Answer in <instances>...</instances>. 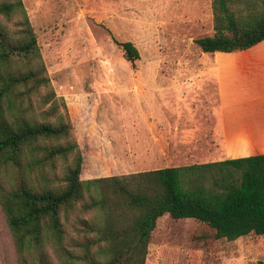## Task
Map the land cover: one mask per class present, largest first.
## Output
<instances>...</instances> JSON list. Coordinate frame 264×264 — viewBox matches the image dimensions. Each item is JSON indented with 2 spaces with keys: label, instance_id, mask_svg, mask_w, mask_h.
Wrapping results in <instances>:
<instances>
[{
  "label": "trees",
  "instance_id": "1",
  "mask_svg": "<svg viewBox=\"0 0 264 264\" xmlns=\"http://www.w3.org/2000/svg\"><path fill=\"white\" fill-rule=\"evenodd\" d=\"M210 35L194 39L202 52L246 51L264 40V0H211ZM0 14H19L18 29L0 22V204L18 254L34 264H148L158 217L192 218L216 239L264 235V153L86 178V158L71 136L22 0H2ZM134 63L131 41H115ZM48 105L45 109L44 106ZM60 105L64 111L60 110ZM40 109V111H39ZM91 173V170L88 171ZM79 239H65V223ZM256 264H264L258 260Z\"/></svg>",
  "mask_w": 264,
  "mask_h": 264
},
{
  "label": "rangeland",
  "instance_id": "2",
  "mask_svg": "<svg viewBox=\"0 0 264 264\" xmlns=\"http://www.w3.org/2000/svg\"><path fill=\"white\" fill-rule=\"evenodd\" d=\"M22 1L50 88L58 103L66 106L71 136L85 158L87 153L93 157L85 160L83 177L121 175L111 159L108 125L130 116L129 101L139 93L142 78L156 73H204L195 83L205 86L190 91L198 103L204 102V112L196 119L208 124L206 129L214 137L225 134L235 157L253 152L249 138L257 140L264 130V40L251 47L256 61L246 66L228 59L226 53L202 52L194 39L213 32L211 0ZM19 19V14H0V22L11 33L18 29ZM115 41H131L139 59L128 61ZM60 110L64 111L61 105ZM174 162L192 164L202 159ZM8 175L1 171L5 185ZM74 221L75 215H70L65 223L67 241L81 237L72 227ZM46 250L60 264L51 243ZM258 260L264 262V235L216 239L208 225L168 213L158 217L146 254L148 264H256ZM0 264H34L33 255L17 253L1 204Z\"/></svg>",
  "mask_w": 264,
  "mask_h": 264
},
{
  "label": "crops",
  "instance_id": "3",
  "mask_svg": "<svg viewBox=\"0 0 264 264\" xmlns=\"http://www.w3.org/2000/svg\"><path fill=\"white\" fill-rule=\"evenodd\" d=\"M235 52L238 55L234 57L230 55L232 52L226 54L237 64L246 66L249 61H256L251 48ZM203 75L156 73L142 78V87L136 90L139 93L129 101L132 104L128 112L130 118L127 115L126 119L108 125L109 151L116 167L121 170L118 174L136 173L134 171L139 168L145 171L164 168V165L190 164L174 162L178 160L200 158L202 162H209L219 160V155L222 159L235 157L225 134L214 137L209 127L206 129L208 124L196 119V114L204 112V102L198 103L190 91L205 86L204 83H195L201 81ZM259 132L257 140L249 138L253 148L251 154L256 151L264 153V130Z\"/></svg>",
  "mask_w": 264,
  "mask_h": 264
}]
</instances>
